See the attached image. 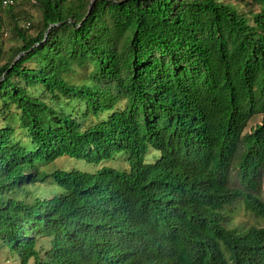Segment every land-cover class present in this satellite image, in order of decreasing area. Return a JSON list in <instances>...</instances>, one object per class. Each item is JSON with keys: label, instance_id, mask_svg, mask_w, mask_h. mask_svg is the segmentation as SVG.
Here are the masks:
<instances>
[{"label": "trees", "instance_id": "obj_1", "mask_svg": "<svg viewBox=\"0 0 264 264\" xmlns=\"http://www.w3.org/2000/svg\"><path fill=\"white\" fill-rule=\"evenodd\" d=\"M21 1L40 12L23 29L0 0L21 41L0 60V245L19 264H264V227L225 218L264 220V0Z\"/></svg>", "mask_w": 264, "mask_h": 264}, {"label": "rangeland", "instance_id": "obj_2", "mask_svg": "<svg viewBox=\"0 0 264 264\" xmlns=\"http://www.w3.org/2000/svg\"><path fill=\"white\" fill-rule=\"evenodd\" d=\"M92 1L93 0H91V2ZM220 1L223 3L231 4L232 6L237 8L240 12H244V13L257 10L246 0L244 1L220 0ZM11 2H12L11 5L13 7V13L15 15H18L17 22H18V27L20 29H23L22 27L28 22L30 23V25H34L40 21V12L38 11L36 6L32 5L29 2H25L21 0H11ZM22 15L24 16L22 17ZM252 24H253L252 21H250V25ZM0 26H1L0 46L2 50L0 60H1V64H4L8 60L12 51L16 47L20 46L21 41L15 36H13L11 32L12 23L9 22V19L7 18L6 13H4L3 10H0ZM24 30H26V35L28 36H31L34 34V30L32 28L24 29ZM27 65H29L30 67H34V63H28ZM84 75L85 74H83V72L82 73L80 72L75 77H79L78 80H80V78H82ZM259 123H260V117L257 116V117L252 118L248 122L244 132H249L251 128H253L255 125ZM18 124L15 123L13 127H18L19 126ZM16 134L17 135H15L14 137L19 138L21 136V133L19 131H16ZM76 167L81 170L89 171V172H95V170L97 169V167L96 168L89 167L81 162H78L76 164ZM55 168H57L56 165H47V166L43 165L39 169H41L44 172H51ZM230 183L232 186L239 187V184L235 181L233 176L231 178ZM27 189L28 190L31 189V192L34 194L40 193V192H42L43 194L47 193L46 192L47 187L44 185L43 186L41 185L28 186ZM42 189L44 190V192ZM225 218L229 219V223H230L229 226H232V227L245 228V229L251 226L264 227V220L260 218H255L249 213H246L242 209L241 203H235L233 206L227 209V212L225 213ZM0 264H19V259L13 253H10L4 246L0 245ZM28 264H33V260H30Z\"/></svg>", "mask_w": 264, "mask_h": 264}, {"label": "built area", "instance_id": "obj_3", "mask_svg": "<svg viewBox=\"0 0 264 264\" xmlns=\"http://www.w3.org/2000/svg\"><path fill=\"white\" fill-rule=\"evenodd\" d=\"M11 4H12L11 0H2V7H7ZM28 27H29V23H26L24 25V28H28Z\"/></svg>", "mask_w": 264, "mask_h": 264}, {"label": "water", "instance_id": "obj_4", "mask_svg": "<svg viewBox=\"0 0 264 264\" xmlns=\"http://www.w3.org/2000/svg\"><path fill=\"white\" fill-rule=\"evenodd\" d=\"M92 3H93V1H92V2L90 3V5H89V10L91 9ZM18 57H20V55H19ZM18 57L16 58V60L18 59ZM16 60H15V61H16Z\"/></svg>", "mask_w": 264, "mask_h": 264}, {"label": "clouds", "instance_id": "obj_5", "mask_svg": "<svg viewBox=\"0 0 264 264\" xmlns=\"http://www.w3.org/2000/svg\"><path fill=\"white\" fill-rule=\"evenodd\" d=\"M30 260H32V259H30ZM30 260H29V261H30ZM29 261H28V262H29ZM28 262H27V264H28ZM33 262H34V261H33ZM33 264H34V263H33Z\"/></svg>", "mask_w": 264, "mask_h": 264}]
</instances>
